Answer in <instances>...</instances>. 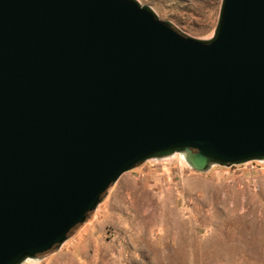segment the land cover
Listing matches in <instances>:
<instances>
[{
	"label": "water",
	"instance_id": "1",
	"mask_svg": "<svg viewBox=\"0 0 264 264\" xmlns=\"http://www.w3.org/2000/svg\"><path fill=\"white\" fill-rule=\"evenodd\" d=\"M264 156V0L211 38L135 0H0V264L64 240L136 162Z\"/></svg>",
	"mask_w": 264,
	"mask_h": 264
},
{
	"label": "rangeland",
	"instance_id": "2",
	"mask_svg": "<svg viewBox=\"0 0 264 264\" xmlns=\"http://www.w3.org/2000/svg\"><path fill=\"white\" fill-rule=\"evenodd\" d=\"M207 40L222 0H135ZM180 150L120 173L60 243L18 264H264V156L189 166Z\"/></svg>",
	"mask_w": 264,
	"mask_h": 264
},
{
	"label": "bare ground",
	"instance_id": "3",
	"mask_svg": "<svg viewBox=\"0 0 264 264\" xmlns=\"http://www.w3.org/2000/svg\"><path fill=\"white\" fill-rule=\"evenodd\" d=\"M180 157L189 165V166H191V164L189 163V161H188V158H187V155H186V153L185 152H183V151H180ZM213 164V162H210L209 163V165H208V167H210L211 165ZM192 167V166H191ZM207 167V168H208ZM31 260H34L32 257H25L23 260H22V262H24V261H31Z\"/></svg>",
	"mask_w": 264,
	"mask_h": 264
}]
</instances>
